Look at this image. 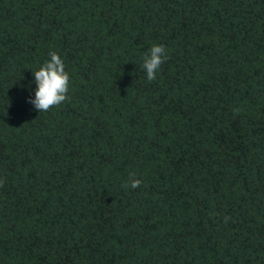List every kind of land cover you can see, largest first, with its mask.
I'll list each match as a JSON object with an SVG mask.
<instances>
[{
	"label": "trees",
	"instance_id": "16d2710c",
	"mask_svg": "<svg viewBox=\"0 0 264 264\" xmlns=\"http://www.w3.org/2000/svg\"><path fill=\"white\" fill-rule=\"evenodd\" d=\"M0 264H264V0H0Z\"/></svg>",
	"mask_w": 264,
	"mask_h": 264
}]
</instances>
